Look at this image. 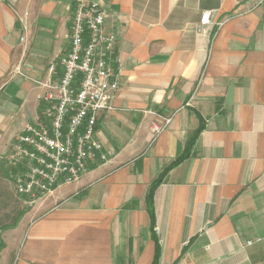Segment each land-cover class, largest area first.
Masks as SVG:
<instances>
[{"label": "crops", "instance_id": "0c3cea01", "mask_svg": "<svg viewBox=\"0 0 264 264\" xmlns=\"http://www.w3.org/2000/svg\"><path fill=\"white\" fill-rule=\"evenodd\" d=\"M80 1L119 31L121 86L96 127L109 158L28 206L8 155L61 78ZM249 1L0 0V264H264V7Z\"/></svg>", "mask_w": 264, "mask_h": 264}, {"label": "built area", "instance_id": "2783aa9c", "mask_svg": "<svg viewBox=\"0 0 264 264\" xmlns=\"http://www.w3.org/2000/svg\"><path fill=\"white\" fill-rule=\"evenodd\" d=\"M251 9L264 0H250ZM109 11L98 1H80L71 25L69 53L61 59L57 82H42V117L28 124L12 145L9 163L16 169L15 188L29 206L46 199L58 187L79 181L92 167L108 160L96 135L100 115L113 109L120 86L115 45L119 31L107 25ZM211 12L202 15L210 22ZM57 74L56 65L49 69ZM173 118L154 120L152 145ZM249 241L248 244H252Z\"/></svg>", "mask_w": 264, "mask_h": 264}, {"label": "trees", "instance_id": "16d2710c", "mask_svg": "<svg viewBox=\"0 0 264 264\" xmlns=\"http://www.w3.org/2000/svg\"><path fill=\"white\" fill-rule=\"evenodd\" d=\"M181 159H179L178 161H180ZM160 182H161V178L160 179H158L157 181H155L154 183H153V185H152V187H151V189H150V192H149V199L151 200L152 199V197H153V194H154V192H155V189H156V187L160 184ZM150 205H151V203H150ZM1 243H0V248H1Z\"/></svg>", "mask_w": 264, "mask_h": 264}, {"label": "rangeland", "instance_id": "374dc122", "mask_svg": "<svg viewBox=\"0 0 264 264\" xmlns=\"http://www.w3.org/2000/svg\"><path fill=\"white\" fill-rule=\"evenodd\" d=\"M28 205V204H27ZM29 206V205H28ZM1 232V231H0Z\"/></svg>", "mask_w": 264, "mask_h": 264}]
</instances>
